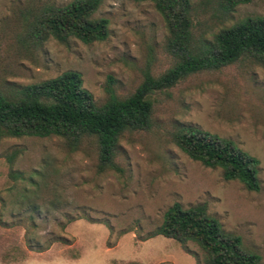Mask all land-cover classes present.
Instances as JSON below:
<instances>
[{
    "label": "rangeland",
    "instance_id": "obj_1",
    "mask_svg": "<svg viewBox=\"0 0 264 264\" xmlns=\"http://www.w3.org/2000/svg\"><path fill=\"white\" fill-rule=\"evenodd\" d=\"M71 1L0 0L1 93L75 71L101 105L109 92L127 97L147 74L157 78L173 65L165 23L147 1L99 0L94 16L108 20L104 41L31 45L25 30L39 9ZM189 1L195 42L264 15V0L230 13L217 0ZM151 100V124L123 135L117 169L98 171L93 143L70 150L58 137L0 138V264H203L194 243L150 237L174 203L204 204L264 264V66L237 62L189 75L154 89ZM184 125L231 139L255 157L258 190L182 153L172 135Z\"/></svg>",
    "mask_w": 264,
    "mask_h": 264
},
{
    "label": "trees",
    "instance_id": "obj_2",
    "mask_svg": "<svg viewBox=\"0 0 264 264\" xmlns=\"http://www.w3.org/2000/svg\"><path fill=\"white\" fill-rule=\"evenodd\" d=\"M151 2L165 23L167 48L173 65L157 78L147 74L127 97L112 92L97 105L83 88L78 72L63 74L14 86L0 92V138L62 139L70 150L85 142L98 152V171L117 169L115 155L126 132L147 130L151 124L153 90L170 88L189 75L216 71L234 63L264 66V15L249 16L213 34L211 40L195 42L189 0H135ZM250 0H217L227 13ZM99 0H72L63 6L46 5L28 23L25 36L39 46L48 39L65 42L76 39L85 44L104 41L108 20L95 17ZM173 142L191 160L206 168L221 169L226 181H239L249 191L259 188V161L234 141L195 126H179ZM161 235L180 245L194 243L203 252V264H260L258 254L248 251L238 235L227 233L204 204L187 208L170 206L161 225L150 236ZM126 264H141L128 262Z\"/></svg>",
    "mask_w": 264,
    "mask_h": 264
}]
</instances>
